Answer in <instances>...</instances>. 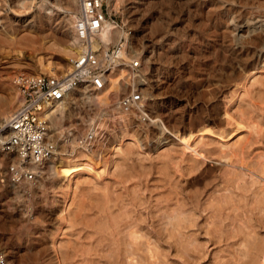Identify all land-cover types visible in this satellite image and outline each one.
Listing matches in <instances>:
<instances>
[{
  "label": "rangeland",
  "instance_id": "374dc122",
  "mask_svg": "<svg viewBox=\"0 0 264 264\" xmlns=\"http://www.w3.org/2000/svg\"><path fill=\"white\" fill-rule=\"evenodd\" d=\"M79 1L81 2L82 0H78V2ZM154 1L155 0H111V2H109V0H106L107 11L110 16V18L107 20L124 32L122 37L128 35V30H132L134 34L132 48L137 54L141 53L140 55H142V58L144 56L142 59V68L140 72L144 70L143 74L145 76V81L143 84H140V86L143 87L141 88L142 90L138 89L142 91L144 100L141 103L142 105L134 107V109H136L135 111L138 110V113H142L143 111H141L140 108L150 105H157L158 109H162L161 112L158 111V114L163 119V121L165 123L170 121L171 125L173 122V125H177L178 122V125L175 127L178 129L180 128L179 130L182 131V129H188L191 125L196 124L201 120L205 121L208 118L212 120L214 119V116L216 119H218L215 111L219 107L222 115L221 118L224 117L222 120H224L225 126L223 125L224 127H222L220 124H213L212 126H218L215 128H217L216 130L220 132L222 130L225 132L226 128V130L230 131L229 134H233V136L231 135L229 137V134L227 135V133H225L224 138H218L212 136L210 133L211 135H204L205 142L203 143L201 142L202 138L200 135L197 136L196 139L194 138V140L191 142V145L199 144L200 147L197 149L198 152H201L203 149L200 148H203L206 144L209 147L214 146L212 149L215 154L211 155L212 157L207 155L209 158L205 160H203L201 157L195 158L190 152H184V150L181 149L183 148L182 144L175 140L172 142V144H165L164 147H161L158 150H152L150 153H145L141 147V144L135 143V141H133L131 138H126L120 143H115L112 148L108 150L109 152L105 151L103 153L104 159L105 157L108 158L110 164L109 168L107 167L105 174H103L104 176L101 175L102 178L95 176L93 173H89L88 170L81 173L76 171L72 175L73 180L70 189L65 190V192L63 190L56 189V194H54L55 192L50 189V183L47 182L45 183V187L42 189L43 191L46 189L45 192H40L39 190L32 192L31 190L34 189V186H30L31 188H20L21 192L18 190V193L15 191V187L18 186L11 185L4 187V185H2L0 182V249L2 251L8 249L9 251L11 250L14 253H18L19 243L25 242L27 239H31L32 232L27 228L32 226L34 222L43 220L44 222L47 221V224L44 222L40 223V227L46 228V230H48V232H46L48 237L46 241L50 243V251H48V253L52 254L51 256L53 258L58 259L60 264H64L62 262L63 255L60 246L62 245L61 243L65 242L67 244L68 241L73 243L76 240V237L79 235L78 228H71V223L69 222L72 221V219L77 215L78 206L83 205V208L86 209V203L91 204L94 202L87 196L86 191L89 188H95V186L105 187L106 184L109 185V188L111 186V190H115L117 188L118 191L120 190L119 192L126 191L130 195L134 191L136 192V189L138 188L137 193L140 195L138 197H141L144 202L141 201L140 203L141 198L138 200L139 202L137 201V210L140 212L144 210L142 214H145L144 218L146 220L143 222V225H146L145 228L147 231H150L152 234L154 233V241L152 245H154L156 248L160 247L158 250L161 252L163 251L162 253L160 252V254L157 250L158 254L156 255L158 256L151 259L149 258L151 264H236L238 257L242 256L238 254H241V249L243 250L244 248L242 244H244L243 242L245 240L243 239L248 235V233L253 235L257 233V238H261V236L264 237V219H262V215L264 213H259V208L256 210V208L259 207V202L264 200V173L261 172L264 170V95L261 97L259 95L255 96L256 93H258L260 89L263 90L264 87L258 85L254 86V81L257 80H259V82L264 85V67L263 69L254 70L247 80L242 79L241 81L234 79L233 82L230 78H228L227 73H223L221 77H216L213 71L216 72V67L220 66V62L212 58L214 57L213 52L216 50L214 49L215 46L213 47L212 45H214L215 41H217V33L220 34V32L227 27L233 28L252 26L250 29H255V27L260 26V24L257 25L256 23L257 21H264V0H169L170 2L168 0H157L159 4L157 3L156 7H154V5L152 6ZM110 3L113 6L112 8ZM46 6H50V9L53 10V23H51L52 21H50V19H47L44 13V8ZM81 6L82 2L80 3V8L78 5L73 7L72 4H68L67 0H0V114L3 112V110L9 107L11 102L14 103L15 107L10 113V116L18 108L19 94L16 92L17 89L13 84V79L16 75L21 73L29 75L50 74V69L53 70L51 75H54L55 72L65 71L70 68L68 59L69 56L75 52L66 50L67 45L62 40L64 34L61 32V30L63 24L66 25V22L64 21L67 19L68 14L77 17L78 13L81 11ZM138 10L142 12L139 13ZM155 18H157V20H155ZM13 20L18 21L17 25L13 23ZM154 21L162 23L164 25L163 31L168 34H166L164 38H160L159 40L157 39V41L153 40L152 32L149 30L152 29ZM226 21H230L228 25H226ZM248 21L252 22V24H248ZM59 24L61 26H59ZM232 25L233 27H231ZM210 31L211 34L209 33ZM207 33L210 35H207ZM110 34L112 36L111 41L113 42L114 34L111 32ZM170 43L171 46H169ZM205 48L209 51V53H207ZM211 49L213 52L210 51ZM47 54L50 56L51 64L47 69H42L40 67L39 60ZM202 55H206L207 58L206 56L205 58L204 56L202 57ZM209 61L210 64L213 63L211 65L212 70ZM213 67L216 68V70L213 69ZM208 68H210L211 71H209ZM121 73L114 75L113 79L115 80L119 78ZM138 85L139 84H136L135 90L138 88ZM127 91L128 90L124 88L123 92L125 93ZM107 92L108 88L104 91H97L91 87L83 89L79 88L75 95H73V99L69 105V112L74 111V114L78 113L80 116H83L85 119L84 125L86 126H97L99 122H103V120L108 121L106 122L108 127L105 128L108 130L107 134H111L110 132L113 130L120 131V129L126 124L122 123L125 122L123 121L125 118L123 116L120 117L116 113V110L119 109L118 106L108 109ZM210 93H212V95ZM250 93L253 95L251 96ZM89 95L92 97V104H90L91 97ZM182 111L184 112L182 113ZM69 112H66L64 115L63 127L59 130L53 131V135L55 139H57L55 147L56 153H58L60 158L63 157L66 161L62 168H59L61 165L58 163V160H55V162L52 161L51 163L57 166V169L60 170L61 174H63L65 170L72 171L73 168L70 167V164L67 162V160L71 158V150H73V152H76L77 150V147H72L71 149L67 147L68 149L66 148L67 150H65L63 146H59L62 143V140L66 139V142H68L72 136L77 135V126L71 124V119L68 117ZM202 112H205V114ZM183 114L186 115V117L181 119L180 116ZM172 116H178L180 118L177 117L175 120L172 119ZM188 117L191 118V120ZM194 117L195 119H193ZM75 119L78 118L76 117ZM231 120L232 122H230ZM182 122L184 123L182 124ZM95 126H93L94 128L91 130H86V135L84 137L86 138V141L82 139L83 144L86 142V149L88 150L90 147H95L96 145V136L94 137L93 135L96 133L94 130ZM79 135L80 138H82L81 134ZM151 139L152 138L150 136L146 140L148 141L146 144L148 143L149 148L152 149ZM149 140L151 142H149ZM90 141L92 143H90ZM100 144L101 143L97 144L96 146H99ZM128 145H130L132 148L134 147L133 151L135 154H133L134 156L131 155L129 160L126 161V158L123 159L122 150H125ZM164 148L174 149V152L171 151L170 157L169 155H167V157L163 155L165 151ZM119 149L122 153L119 151ZM240 150L241 152H239ZM236 151L237 155H234ZM224 157L227 158L225 159ZM190 158L198 159L199 161H205L201 171L206 167H210L213 172L215 171V178H211L214 182L210 179H207L208 181L206 180V184L200 181L187 186V180L189 178L191 179V177L182 178L184 176L181 177L180 173H177L178 168L175 164H177L178 161H181V159H186L189 161L191 160ZM123 161L126 162L124 163ZM3 163L4 162L0 160V165ZM163 163H166L167 166H169L168 169L170 171V175L173 176L171 178V180L173 179L171 182L174 185V188L178 186L180 187L179 189L184 190L183 195L185 194V197H187V195H189L193 190L202 192L200 193L202 194L201 196L198 192L196 194L199 195L200 198L197 196L198 199L196 200L195 197V204L198 205V207L194 205V201H192L193 198L188 196V198H191L192 202L187 200V203H190V205L188 203L189 206L187 214L191 215L193 214L192 212L195 213V224L191 225L190 231H187L188 233H186V236L188 238L185 237L186 240H184L183 245H178V242L176 243L174 240L166 239L164 236L162 237L163 239L165 238L167 243L163 241L162 237L160 238L157 232L160 230L158 228L159 225L156 220H153V217H151V213H154L157 209L156 205L159 203L161 204L163 195L165 194V197L171 193H168L167 190H172L170 188H173L169 186L170 181H167L168 183L164 181L163 183L165 178L162 177H165L166 173V171L162 168ZM140 164H143L144 167L143 165L141 167ZM99 169V166H94V170L97 172L101 171H98ZM125 172H127V175L124 174ZM229 174L233 175L234 181H236L237 177L240 176L242 178V180H240L241 182L238 181L235 184L232 181H228L229 177L227 178L226 176ZM63 175L67 176L68 174L66 172ZM126 176H129L130 178L127 180ZM159 176L161 177L159 178ZM230 178L232 179V177ZM209 180L212 183L209 182ZM216 180L218 182H216L217 184L215 183ZM229 182L232 183V185ZM138 183L139 185H137ZM117 185L121 186L123 190L119 189L120 187L118 188ZM227 185L232 187L227 190ZM131 186L135 187L136 189L134 190V188H131ZM194 187L195 189H193ZM163 188L166 189L165 191H167L168 194ZM201 188L203 189L201 190ZM162 191L164 193H162ZM195 191H193L194 194L196 193ZM193 193H191L190 196ZM54 195L62 200L64 199V196H68L66 204H75H73L74 206L72 205L70 209L71 212H69L70 214H68V212H64L63 214L60 213L61 211L57 212L58 205L52 200L54 199ZM222 197H232L233 203L230 202L229 204H231V207L226 206V209L223 210L224 212L219 213V218H216V213L212 208L211 202L214 199ZM235 202L236 204H234ZM42 206L44 208H42ZM150 206H154L153 209H151ZM238 206H240V208ZM149 209L151 210L149 211ZM43 210L44 214H50L48 218H43L44 214L41 216V211ZM53 212L55 213L53 214ZM66 219H68L69 222ZM153 222H156L157 224L155 223V225ZM247 226L250 228H247ZM251 227L254 229L253 232L251 231L252 233L250 232ZM58 228H61V230L56 232L55 230ZM237 229L240 230L238 231ZM243 229L244 231L241 234L240 231ZM52 230H54L56 234L54 246L52 239V234H54V232ZM247 230L248 233L245 232ZM244 232L247 235H245ZM35 235L38 234H34V236ZM155 242L159 246L156 245ZM71 245L72 244H70V246ZM183 246H189V252H185L186 254L181 252L183 250ZM101 258L97 256L94 257V263L99 264V260L100 264L111 263V260L108 261L109 259L107 260L103 257ZM17 259L19 260V255H17ZM27 261H29L28 263L36 264L31 262V260ZM16 262V260H9L8 264H16ZM113 264L115 263L113 262Z\"/></svg>",
  "mask_w": 264,
  "mask_h": 264
},
{
  "label": "bare ground",
  "instance_id": "6f19581e",
  "mask_svg": "<svg viewBox=\"0 0 264 264\" xmlns=\"http://www.w3.org/2000/svg\"><path fill=\"white\" fill-rule=\"evenodd\" d=\"M68 4H72L73 7L76 5H78V7L80 8V3L82 2H78V0H67ZM169 1V0H168ZM109 2H111V0H109ZM114 2V1H113ZM170 2V1H169ZM107 3V2H106ZM154 4H152V6L154 5V7L157 6V0H155L153 2ZM161 3V2H160ZM159 4V3H158ZM171 4V3H170ZM27 5V3H26ZM31 5V4H30ZM115 5V4H114ZM151 5V4H150ZM111 8L113 7L110 3ZM189 6V5H188ZM137 7V6H136ZM159 7V6H158ZM157 7V8H158ZM50 6H46L44 8V13L47 17V19L50 21H52L51 23H53V18H52V12L53 10L50 9ZM110 8V9H111ZM115 8V6H114ZM113 8V9H114ZM156 8V9H157ZM29 9V8H28ZM153 9V8H152ZM159 9V8H158ZM164 9V7H163ZM115 10V9H114ZM137 10V9H136ZM132 11V10H131ZM171 11V10H170ZM135 12V11H134ZM133 12V13H134ZM138 12H142L140 10H138ZM167 12V11H166ZM80 13V12H79ZM154 14V13H153ZM158 14V13H157ZM256 14V13H255ZM188 15V14H187ZM136 16V15H135ZM156 16V15H155ZM110 18L109 13H108V19ZM239 18V17H238ZM59 19V18H58ZM77 17L72 16L71 14H68L67 19L64 21L66 22V25L63 24L62 26V30L61 32H63V37L62 40L64 41V43L67 45L66 50L67 51H72V52H79V48L76 47L74 44V41L76 40L75 37V32H74V24L76 22ZM113 19V17H112ZM134 19V18H133ZM154 19V18H152ZM183 19V18H182ZM231 19V18H230ZM237 19V18H236ZM56 20V19H55ZM148 20V19H147ZM155 20H157V18H155ZM49 21V22H50ZM57 21V20H56ZM150 21V20H149ZM159 21V20H158ZM158 21H154V25L152 26L151 30L152 32V38L153 40L157 41V39L159 40L160 38H164V36H166V32H164V25L162 23H159ZM189 21V20H188ZM254 21V19H253ZM16 20H13V23H15L17 25ZM115 22V21H114ZM142 22V21H141ZM230 22V21H229ZM228 21H226V25H228L229 23ZM12 23V24H13ZM150 23V22H149ZM235 23V22H234ZM252 22L248 21V24ZM146 24V23H145ZM188 24V23H187ZM238 24V23H237ZM247 24V23H246ZM247 24V25H248ZM250 24V25H251ZM257 25L260 24V26L255 27V29H250V27L252 26H245V27H233V25L230 27H227L226 29L222 30L220 32V34H216V39L217 41H215V44L212 45L214 47L215 52L212 51V49L210 50L211 52L214 53V59H216L218 62H220V66H217V70L216 68L213 67V69L216 70V72L213 71V73L219 77L222 76L223 73H227L228 78L231 79V81H233L234 79L236 80H247V78L250 77L251 73L254 70H258V69H263L264 66V21H257L256 23ZM62 25V23H61ZM59 24V26H61ZM148 25V24H147ZM146 25V26H147ZM167 25V24H166ZM224 25V24H223ZM225 25V26H226ZM245 25V24H244ZM255 25V24H254ZM168 26V25H167ZM220 26V25H219ZM224 26V27H225ZM67 28V29H66ZM168 28V27H167ZM182 28V27H181ZM205 28V26H204ZM215 28V27H214ZM66 29V30H65ZM211 29V28H210ZM65 30V31H64ZM205 30V29H204ZM129 31V30H128ZM127 31V33L129 34V32ZM167 31V30H166ZM182 31V30H181ZM208 31V30H206ZM103 32L106 34V37L108 40L112 39V36L110 34L113 33L114 34V41L113 42H117L121 37L122 34H124V32L119 29L118 27L114 26L113 24H111L108 20L105 21L104 23V28H103ZM216 32V31H215ZM219 32V31H218ZM108 33V34H107ZM211 34V31L209 32ZM207 33V35L209 34ZM214 33V32H212ZM62 34V33H61ZM209 34V35H210ZM168 35V34H167ZM56 36V35H55ZM210 38V37H209ZM215 38V37H214ZM132 39V38H131ZM195 39V38H194ZM133 40L134 37L132 39L131 45L129 47V52L132 58H138L141 59V63H142V55H140L139 53L137 54L132 46H133ZM189 41V40H188ZM203 44V43H202ZM212 44V43H211ZM97 46V45H96ZM171 46V43L170 45ZM95 48V45H94ZM203 49V48H202ZM206 49V48H205ZM204 49V50H205ZM213 49V50H214ZM207 50V49H206ZM169 52V50H168ZM204 52V51H203ZM210 52V54H211ZM205 53V52H204ZM207 53H209V51L207 50ZM171 54V52H170ZM202 54V53H201ZM209 54V55H210ZM213 55V54H212ZM211 55V56H212ZM169 56V55H168ZM198 56V55H197ZM204 55H202L203 57ZM206 56V55H205ZM204 56V58H205ZM209 56V57H211ZM159 58V57H158ZM172 58V56H171ZM193 58V57H192ZM207 58V56H206ZM211 58V59H212ZM153 59V57H152ZM151 59V60H152ZM166 59V58H165ZM213 60V59H212ZM214 61V60H213ZM212 62V61H211ZM39 64L40 67L42 69H47L48 66H50V56L47 54L46 56L42 57L39 60ZM210 64V61H209ZM213 63L210 64V67ZM218 64V65H219ZM203 65V64H202ZM216 66V65H215ZM230 66V67H229ZM262 66V68H261ZM207 67V66H206ZM144 68V67H143ZM204 69V68H203ZM209 71L211 70L210 68H208ZM51 73H52V69H50ZM200 71V70H199ZM206 71V70H204ZM144 70L141 72L142 75V79L143 81H145V76L143 74ZM231 72V73H230ZM50 73V74H51ZM230 73V74H229ZM212 74V73H211ZM210 74V75H211ZM122 75V73L120 74ZM214 75V76H215ZM123 76V75H122ZM114 75L111 76L112 81H115L113 79ZM207 77V76H206ZM205 77V78H206ZM236 77V78H235ZM196 79V78H195ZM201 79V78H199ZM212 81V80H211ZM229 81V80H228ZM163 82V81H162ZM175 82V81H174ZM177 82V81H176ZM234 82V81H233ZM171 83V82H170ZM14 84V83H13ZM138 84H142V83H138ZM209 84V83H208ZM229 84V83H228ZM241 84V83H240ZM244 84V83H243ZM252 85V84H251ZM261 86L264 87L263 84H261L259 82V80L254 81V86ZM144 86V85H143ZM239 86V85H238ZM158 87V86H157ZM243 87V86H242ZM81 89L86 88V87H79ZM79 88H76L74 90H72L68 95L67 98L65 99V101L61 104V106L57 107L53 113V115L50 118V139L52 141V144L54 147H56V142L57 139H55L54 135H53V131L59 130L63 127L64 125V115L66 112H69V105L71 104V101L73 99V95H75V93L79 90ZM143 88V87H142ZM17 89V88H16ZM142 90V89H141ZM167 90V89H166ZM215 90V89H214ZM213 90V92H214ZM220 90V89H219ZM257 90V89H256ZM264 90V89H263ZM262 89H260L258 91V93H256L255 96L259 95L260 97L262 95H264V91ZM208 91V90H207ZM18 94V90L16 91ZM144 92V91H143ZM181 92V91H180ZM202 92V91H201ZM237 92V91H236ZM235 92V93H236ZM250 92V91H249ZM197 93V92H196ZM209 93V91H208ZM215 93V92H214ZM220 93V92H219ZM248 93V92H247ZM253 93V92H252ZM202 94V93H201ZM205 94V93H204ZM212 95V93H210ZM245 94V92H244ZM249 94V93H248ZM247 94V96H248ZM251 94V93H250ZM200 95V94H198ZM246 95V94H245ZM253 94H251L252 96ZM91 97V95H89ZM217 96V95H216ZM250 96V95H249ZM95 97V96H94ZM158 97V96H157ZM214 97V96H213ZM264 97V96H263ZM194 98V97H193ZM216 98V97H215ZM251 98V97H250ZM249 98V99H250ZM255 98V97H254ZM259 98V97H258ZM92 97L90 98V104H92L93 102H91ZM242 99V98H241ZM263 99V98H262ZM14 100V99H12ZM87 100V99H86ZM95 100V99H94ZM97 100V99H96ZM99 100V98H98ZM256 100V99H255ZM252 101H253V97H252ZM97 102V101H96ZM18 103V102H17ZM263 103H264V99H263ZM19 104H20V96H19ZM18 104V107H19ZM251 104V102H250ZM257 104V103H255ZM142 105V104H140ZM213 106V105H211ZM217 106V105H216ZM227 106V105H226ZM256 106V105H255ZM14 103L11 102L9 104V107H7V109L3 110V112L0 114V125H2L5 121H7L11 116L10 113L12 112V110L14 109ZM214 107V106H213ZM218 107V106H217ZM243 107V106H242ZM176 108V107H175ZM263 108V107H262ZM141 111H143L142 113H138L137 111H135L136 109H132L129 113H125L119 109L116 110V113L120 116V117H124L125 122L122 123H126L124 127H122L120 129V131H112L110 132L111 134H107L108 130L105 129L107 128V123L108 121H104L103 122H97V126L95 125H84L85 124V119L83 116H80L78 113H73V112H69V118L71 119V124L77 126V135L76 136H72L71 139H69L68 142H66L65 140H62V145L60 144L59 146H63V148L65 150H67L69 147V149H71L72 147H77L76 152H73V150H71L70 153V157L67 162L70 164V167H72V171H68L65 170L64 173L67 172V176L61 174L60 170L57 169V166L53 165V163H51L52 161L55 162V160H58V163L61 165L59 168H62L63 165H65V159L63 157L60 158V156L58 155V153H56V149L52 152V156L51 158L48 160L47 164L44 166L43 169H41L42 171V176L38 178V182L33 185L34 189H32L31 191H40L42 192L43 188L45 187V183H50V189H52L56 194V189L59 190H63L65 192V190H69L72 180H73V173L78 171L79 173L81 172H86L88 170L89 173H93L95 174V176L101 177V175L105 174L107 167L109 168V164L110 161L108 160V158L105 157L104 159V152L108 151L110 148H112V146L115 143H120L122 142V140L126 139V138H131L133 141H135V143L137 144H141V147L143 148V150L145 151V153H150V151L152 150H158L161 147H164L165 144H172V142L178 141L182 144L181 149L184 150V152H190L192 153V155L195 158H199L201 157L203 160L209 158L208 156L212 157L211 155H214V151L212 149V147L214 146H207L204 145L203 149L201 152H198L197 149L200 147L199 144H195V145H191V142L194 140V138L196 139L197 136L200 135V137L202 138V143L205 142L204 141V135L206 134H212V136L218 137V138H224V134L227 133V135L230 133V131L226 130L225 128V132H223L224 130H222L221 132L216 130L218 126H212L213 124L215 125H221L222 127H224V120H222L223 118L220 112L219 107L217 108L216 115L218 116L216 119L214 116V119L210 120L209 118L205 121H200L196 124L191 125L188 129H182V131H180L177 127V125H171L170 121L165 123L163 121V119L160 117V115L158 114V111H162V109H158L157 105L156 106H145L140 108ZM143 109V110H142ZM214 109V108H213ZM176 110V109H174ZM2 111V110H1ZM96 111V110H95ZM180 111V110H179ZM184 111H182L183 113ZM189 112V111H188ZM206 112V111H205ZM205 112H202L205 114ZM181 113V114H182ZM191 114V113H190ZM196 114V113H195ZM199 114V113H198ZM228 114V113H227ZM166 115V114H165ZM177 115V114H176ZM259 115V114H258ZM190 116V115H188ZM195 116V115H194ZM228 116V115H227ZM78 119H75V118ZM169 117V116H168ZM178 117V116H177ZM176 116H172V119H177ZM181 119L185 118L186 115H182L180 116ZM178 117V118H180ZM191 117V116H190ZM200 117V116H199ZM229 117V116H228ZM233 117V116H232ZM242 117V115H241ZM189 118V117H188ZM230 118V117H229ZM244 118V117H243ZM115 119V118H114ZM113 119V121H114ZM169 119V118H168ZM191 120V118H189ZM195 119V117L193 118ZM201 119V118H200ZM234 119V118H233ZM240 119V118H239ZM251 119V118H250ZM79 120V123H78ZM122 120V119H121ZM101 121V120H100ZM247 121V120H246ZM245 121V122H246ZM121 122V121H120ZM189 122V121H188ZM232 122V120L230 121ZM112 123V122H111ZM114 123V122H113ZM184 122H182L183 124ZM218 123V124H217ZM229 123V120H228ZM243 123V122H242ZM236 124V123H235ZM245 124V123H244ZM254 124V123H253ZM256 124V123H255ZM110 125V124H109ZM224 125V126H223ZM246 125V124H245ZM93 126H95V131L96 133L93 134L94 137L96 138L97 141H95V144H99L101 143L99 146L95 147H90L89 150L86 149V142L85 144H83V140L84 139L86 141L85 135H86V130H91L92 128H94ZM100 126V127H99ZM188 126V125H187ZM220 126V127H221ZM249 126V125H248ZM254 126V125H253ZM99 127V128H98ZM219 127V128H220ZM243 127V126H242ZM246 127V126H245ZM250 127V126H249ZM89 128V129H88ZM111 128V127H110ZM244 128V127H243ZM242 128V129H243ZM112 129V128H111ZM215 129V130H214ZM263 129V128H262ZM63 131V130H61ZM60 131V133H61ZM93 133V132H92ZM232 133V132H231ZM81 137L80 138V135ZM210 134V135H211ZM69 135V134H68ZM233 136V134H229L230 136ZM62 136V133H61ZM151 136V141L149 140V142L152 143L151 148H149V144L146 141L149 137ZM70 137V136H68ZM87 137V136H86ZM91 137V136H90ZM177 142V143H178ZM90 143H92L90 141ZM94 143V142H93ZM207 143V142H206ZM237 143V142H236ZM240 143V142H239ZM193 144V143H192ZM209 144V143H208ZM244 144V143H243ZM58 145V144H57ZM211 145V144H210ZM229 145V144H227ZM226 145V146H227ZM249 145V144H248ZM139 146V145H138ZM202 146V145H201ZM125 147V146H124ZM169 147V146H168ZM235 147V145H234ZM243 147V145H242ZM67 148V149H66ZM134 148V147H133ZM133 148L128 145L127 148H125V150L123 149V159H125L126 161L129 160V157L133 154H135V152L133 151ZM140 148V147H139ZM247 148V147H246ZM121 149V148H120ZM119 149V151H120ZM151 149V150H150ZM165 149V148H164ZM233 149V147H232ZM244 149V148H243ZM174 149L172 148H166L163 155H165V157H167V155H171V151H173ZM230 151V150H229ZM243 151V150H242ZM109 152V151H108ZM121 152V151H120ZM163 152V151H161ZM182 152V151H181ZM222 152V151H221ZM241 152V150L239 151ZM238 152V153H239ZM244 152V151H243ZM242 152V153H243ZM122 153V152H121ZM220 153V152H219ZM224 153V152H223ZM226 153V152H225ZM230 153V152H229ZM227 153V154H229ZM233 153V152H232ZM143 154V153H142ZM162 154V153H161ZM160 154V155H161ZM237 155V151L236 153H234V155ZM253 154V153H252ZM145 155V154H144ZM191 155V156H192ZM208 155V156H207ZM226 155V154H225ZM233 155V154H232ZM231 155V156H232ZM243 155V154H242ZM241 155V157H242ZM254 155V154H253ZM106 156V155H105ZM125 156V157H124ZM134 156V155H133ZM186 156V155H185ZM220 156V155H219ZM228 156V155H227ZM181 157V156H180ZM188 157V156H187ZM216 157V156H215ZM189 158V157H188ZM200 158V160H201ZM219 158V157H217ZM221 158V157H220ZM225 159L227 157H224ZM233 158V157H232ZM173 159V158H172ZM187 161L186 159H181V161H178L177 164V173H180L182 178L185 177H191V179L187 180V186L191 185L193 183H198V182H204V184H206V180L210 179L211 181H213L211 178H215V171L213 172V170L209 167H206L204 170L201 171V168H203V163L205 161H199L198 159H192ZM212 159V158H211ZM165 160V159H164ZM175 160V159H174ZM210 160V159H209ZM222 160V159H221ZM231 160V158H230ZM264 160V159H263ZM262 160V161H263ZM126 161H123L124 163ZM163 161V160H162ZM208 161V160H207ZM225 161V160H224ZM229 161V160H228ZM258 161V160H257ZM221 162V161H220ZM226 162V161H225ZM232 162V161H231ZM50 163V164H49ZM114 163V162H113ZM161 163V162H160ZM218 163V162H217ZM52 164V165H51ZM215 164V163H214ZM220 164V163H219ZM224 164V162H223ZM99 166L100 169L97 172L96 170H94V166ZM141 165V164H140ZM143 165V164H142ZM141 165V167H142ZM185 165V166H182ZM242 165V164H241ZM162 168L163 170L166 171L165 173V178L163 180L164 181H170L169 186L173 187L170 188L172 190H167L164 189V191L168 194L164 197L163 195V200H161V204L159 203L157 206V209L155 210L154 213H151L153 217V220H156V222L159 225V229L157 232L160 236V238L162 236H164L166 239H171L176 241V243L178 242V245H183L184 240H186V238H188L186 236V233H188L187 231H190V227L191 225L195 224V213L192 212L193 214H187L188 211V203L187 200L194 201V205L195 201L198 199L196 195L198 190L195 191L196 193L194 194L193 191L191 193H193L191 196L190 194L187 195V197H185V194L183 195V191L182 189H179L180 187L174 188V185L172 184V180L171 178L173 176L170 175V171H169V166H167L166 163L162 164ZM209 166V165H208ZM225 166V165H224ZM231 166V165H230ZM233 166V165H232ZM117 167V166H116ZM144 167V165H143ZM229 167V166H228ZM161 168V169H162ZM232 168V167H231ZM255 168V167H254ZM234 169V168H233ZM232 170V169H231ZM127 171V169H126ZM139 171V170H138ZM145 171V168H144ZM236 171V170H235ZM121 172V171H120ZM131 172V170H130ZM129 172V173H130ZM160 172V170H159ZM163 172V171H162ZM238 172V171H237ZM264 173V170L261 171ZM122 173V172H121ZM127 172H125L124 174H126ZM141 173V171H140ZM144 173V172H143ZM173 173V172H172ZM123 174V173H122ZM159 174V173H158ZM127 175V174H126ZM130 175V174H128ZM132 175V173H131ZM130 175V176H131ZM134 175V174H133ZM142 175V174H141ZM144 175V174H143ZM244 175V174H243ZM57 176V177H56ZM104 176V175H103ZM123 176V175H121ZM120 176V177H121ZM125 176V175H124ZM171 176V177H170ZM235 176V175H234ZM127 180L130 178L129 176H126ZM134 177V176H133ZM138 177V176H137ZM161 176H159L160 178ZM220 177V176H219ZM228 178V181H232L233 183L236 184V182L242 180V178L240 176L237 177L236 181H234L233 179V175H227L226 176ZM232 177V179L230 178ZM102 178V177H101ZM123 178V177H122ZM142 178V176H141ZM139 178V179H141ZM158 178V179H159ZM225 178V179H227ZM47 179V180H46ZM121 179V178H120ZM125 179V180H126ZM136 179V178H135ZM146 179V178H144ZM153 179V178H152ZM187 179V178H186ZM185 179V180H186ZM217 179V178H216ZM221 179V178H220ZM124 180V178H123ZM161 180V179H160ZM209 180V182H211ZM215 180V179H214ZM135 181V180H134ZM139 181V180H138ZM150 181V180H149ZM175 181V180H174ZM208 181V180H207ZM226 181V180H225ZM224 181V182H225ZM127 182V181H126ZM136 182V181H135ZM154 182V181H153ZM162 182V180H161ZM165 182V183H166ZM167 182V183H168ZM207 182V183H209ZM214 182V181H213ZM217 182V180L215 181V183ZM241 182V181H240ZM113 183V182H111ZM129 183V182H127ZM137 183V182H136ZM142 183V182H141ZM160 183V182H159ZM212 183V182H211ZM218 183V182H217ZM216 183V184H217ZM230 183V182H229ZM118 184V183H117ZM126 184V183H125ZM132 184V183H131ZM129 184V185H131ZM135 184V183H134ZM175 184V182H174ZM203 184V185H204ZM214 184V183H213ZM226 184V183H225ZM232 185V183H230ZM228 184V185H230ZM111 185V184H110ZM139 185V183L137 184ZM163 185V184H162ZM167 185V184H164ZM186 185V184H185ZM202 185V186H203ZM227 185V190L230 189V187L232 186H228ZM119 189L123 190L121 186L117 185ZM127 186V185H126ZM208 186V184H207ZM211 186V185H210ZM151 187V186H150ZM197 187V186H195ZM195 187L193 189H195ZM205 187V186H203ZM214 187V186H213ZM222 187V186H221ZM237 187V186H236ZM20 188H25V186H18L15 187V191L18 190L20 191ZM31 188V187H30ZM111 188V186H110ZM109 188V185H105V187H96L95 188H89L86 191L87 196L92 199L94 202H92L91 204H87L86 203V209L83 208V205L78 206V211H77V215L75 216V218L72 219V221L68 222L71 223V228H78V233L79 235L76 237V240L72 243L71 241L67 242V244L65 242L61 243V251H62V257H63V263L64 264H95L94 261V257H103L105 259H109L108 261H110L112 264L113 262L115 264H151L149 258H155L157 257L158 254L157 252L159 251L158 249H160V247H155L153 244V234L150 231H147L145 226L143 225L144 221L146 220L145 214H142V212L137 210V201L140 200L141 197H138L140 195H138L137 193V189L135 187L134 190L136 189V192L134 191L131 195L128 194V192L124 191V192H119L118 189L116 188L115 190H111ZM115 188V187H113ZM129 188V187H128ZM159 188V187H158ZM161 188V187H160ZM168 188V187H167ZM199 188V187H198ZM87 189V188H86ZM127 189V188H126ZM130 189V188H129ZM140 189V188H139ZM142 189V188H141ZM169 189V188H168ZM174 189V190H173ZM203 188H201L202 190ZM209 189V188H208ZM46 189H44L43 192H45ZM207 190V189H206ZM23 191V190H22ZM129 191V190H127ZM141 191V190H140ZM187 191V190H186ZM200 191V190H199ZM214 191V190H213ZM264 191V190H263ZM23 193V192H22ZM140 193V192H139ZM162 193H164L162 191ZM161 193V194H162ZM199 194L202 193L201 191L198 192ZM238 193V192H237ZM253 193V192H252ZM62 194V193H61ZM234 194V193H233ZM42 195V194H41ZM47 195V194H46ZM63 195V194H62ZM160 195V194H159ZM202 194H200L201 196ZM17 196V195H16ZM20 196V195H19ZM43 196V195H42ZM48 196V195H47ZM191 197V198H188ZM199 196V198H200ZM53 197V196H52ZM67 197L68 196H64L63 200L60 199L59 197H57L56 195H54V199L53 202L55 201V204H57V212L61 211L60 213H64V212H68V214H70L69 212L72 205L74 203H72L71 205L66 204L67 202ZM87 197V198H88ZM146 197V196H145ZM196 197V200H195ZM210 198V197H209ZM144 199V198H143ZM248 199V198H247ZM48 200V199H47ZM87 200V199H86ZM200 200V199H199ZM251 200V199H250ZM46 201V200H45ZM142 198L140 200L141 203ZM191 201V202H192ZM233 199L232 197H222V198H217L214 199L211 204H212V208L216 213V218L219 215V213L224 212L223 210H225L226 206L231 207L229 204L230 202H232ZM139 202V201H138ZM144 202V201H143ZM142 202V203H143ZM159 202V200H158ZM208 202V201H207ZM149 203V202H148ZM147 203V204H148ZM152 203V201H151ZM150 203V204H151ZM196 203H200V202H196ZM139 204V203H138ZM157 204V203H156ZM229 204V205H227ZM236 204V202L234 203ZM51 205V204H50ZM75 205V204H74ZM73 205V206H74ZM141 205V204H139ZM138 205V206H139ZM153 205V203H152ZM233 205V204H232ZM56 206V205H55ZM149 206V205H148ZM155 206V207H156ZM244 206V204H243ZM249 206V205H248ZM47 207V206H45ZM51 207V206H50ZM140 207V206H139ZM151 207V206H150ZM149 207V208H150ZM154 207V206H153ZM153 207H151V209H153ZM195 207V206H194ZM196 207H198V205H196ZM211 207V206H210ZM240 208V206H238ZM242 207V206H241ZM252 207V206H251ZM42 208H44L42 206ZM228 208V207H227ZM237 208V207H236ZM243 208V207H242ZM259 208V213H264V200L259 202V207L256 208V210ZM52 209V208H51ZM141 209V208H140ZM149 209V211L151 210ZM198 209V208H197ZM205 209V208H204ZM229 209V208H228ZM201 210V209H200ZM246 210V209H245ZM49 211V210H48ZM47 211V212H48ZM53 211V209H52ZM56 211V210H55ZM148 211V212H149ZM212 211V210H211ZM237 211V210H236ZM252 211V209H251ZM152 212V211H151ZM245 212V211H244ZM247 212V211H246ZM55 212H53L54 214ZM75 213V212H74ZM147 213V212H146ZM44 214V210L41 211V216ZM50 215V214H49ZM49 215L44 214L43 218H48ZM232 215V214H231ZM40 216V217H41ZM148 216V214H147ZM262 219H264V214L262 215ZM38 217V216H37ZM55 217V216H54ZM215 217V216H214ZM243 217V216H242ZM219 218V217H218ZM244 218V217H243ZM42 219V218H40ZM39 219V220H40ZM65 219V218H64ZM151 219V218H150ZM222 219V218H221ZM242 219V218H241ZM261 219V218H260ZM7 220V219H6ZM65 220V221H66ZM41 221V220H40ZM40 221H36L34 222V224L32 226H29V228H27L28 230H30L32 232V236L31 239H27V241L19 243L18 245V250L19 252L14 253L13 251H9L8 249L4 250V254L6 256L7 259V263H9V260L11 261H17L16 264H31L28 263L29 261L27 260H31V262H34L36 264H60L58 259L53 258L50 254L48 253V251H50V243H48L47 240V234L46 232H48V230H46V228H41L40 227V223H43L44 221L42 220ZM241 221V220H240ZM246 221V220H245ZM47 221H45L44 223H46ZM156 222H153V224H155ZM236 222V221H235ZM262 222V221H261ZM50 223V222H48ZM156 223V224H157ZM251 223V222H250ZM263 223V222H262ZM47 224V223H46ZM45 224V225H46ZM146 224V223H145ZM150 224V223H149ZM155 224V225H156ZM42 225V224H41ZM49 225V224H48ZM157 225V226H158ZM247 225V223H246ZM44 226V225H43ZM42 226V227H43ZM154 226V225H153ZM45 227V226H44ZM241 228V227H240ZM246 228V227H245ZM247 228H250L247 226ZM150 229V228H149ZM25 230V229H24ZM61 228L56 229L55 231L58 232L60 231ZM222 230V229H221ZM238 230V229H237ZM240 230V229H239ZM238 230V231H239ZM250 230V229H249ZM254 229H252L250 232H253ZM54 232V230H52ZM51 231V232H52ZM156 231V230H155ZM244 231L241 230V234ZM52 232V233H53ZM248 233V230L245 231ZM244 232L245 235H247ZM251 232V233H252ZM195 233V232H194ZM238 233V232H237ZM255 233V232H254ZM34 234H38L35 235ZM257 233L250 234L248 233V235L243 239L245 240L242 244L244 246H242L243 250L241 249V254L237 253L238 255H242L241 257H238V260H236V264H264V237L261 236V238H257L256 236ZM29 235V234H27ZM55 232L54 234H52V239H53V246L55 244ZM188 235V234H187ZM241 236V235H240ZM25 237V236H24ZM186 237V238H185ZM165 238L163 239V241L166 242ZM191 239V238H190ZM189 240V239H188ZM194 240V239H193ZM157 242V241H156ZM155 242V244H156ZM69 243V244H68ZM167 243V242H166ZM70 244H72L70 246ZM65 245V246H64ZM158 245V244H156ZM170 245V244H169ZM190 245V244H189ZM159 246V245H158ZM241 247V246H240ZM54 248V247H53ZM52 249V248H51ZM164 249V248H163ZM178 249V248H177ZM158 250V251H157ZM162 250V248H161ZM168 250V249H167ZM22 252V253H21ZM161 251H159L160 253ZM163 252V251H162ZM161 252V253H162ZM165 252V251H164ZM181 252H184V254H186L185 252H189V246H183V250ZM180 252V253H181ZM160 253V254H161ZM17 255H19V260L17 259ZM237 255V256H238ZM93 257V258H92ZM161 257V255H160ZM99 259V258H98ZM102 259V258H101ZM236 259V258H235ZM61 260V259H60ZM113 261V262H112ZM97 262V261H96ZM105 262V261H104ZM11 263V262H10ZM108 263V264H111ZM99 264H100V260H99ZM104 264V263H103ZM107 264V263H106Z\"/></svg>",
  "mask_w": 264,
  "mask_h": 264
},
{
  "label": "built area",
  "instance_id": "2783aa9c",
  "mask_svg": "<svg viewBox=\"0 0 264 264\" xmlns=\"http://www.w3.org/2000/svg\"><path fill=\"white\" fill-rule=\"evenodd\" d=\"M107 19L106 0H82L74 24V45L79 52L69 56L70 68L54 75L21 73L14 77L20 104L0 125V160L4 162L0 182L4 187H30L38 182L41 169L55 150L49 137L50 118L72 90L82 86L97 91L108 88V109L118 106L125 113L143 102L140 84L135 90L136 84L144 82L141 59L132 58L129 52L133 31L113 43L103 32ZM121 72L123 76L112 81L111 76ZM124 88L128 90L125 93ZM0 264H8L1 249Z\"/></svg>",
  "mask_w": 264,
  "mask_h": 264
}]
</instances>
